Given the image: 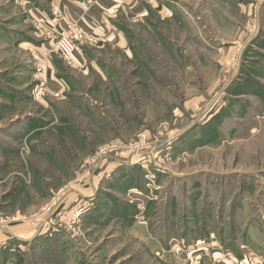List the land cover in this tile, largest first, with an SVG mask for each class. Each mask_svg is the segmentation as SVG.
Listing matches in <instances>:
<instances>
[{
    "label": "rangeland",
    "instance_id": "374dc122",
    "mask_svg": "<svg viewBox=\"0 0 264 264\" xmlns=\"http://www.w3.org/2000/svg\"><path fill=\"white\" fill-rule=\"evenodd\" d=\"M153 1L166 13H151L145 26L127 29L123 52L89 54L93 63L83 67L79 55L73 65L57 58L67 88L58 100L43 107V91L33 89L26 100L3 98L10 111L0 112V123L27 113L52 123L57 139L47 140L62 160L30 162L47 193L34 189L28 162L0 177V203L11 188L20 191L10 212L0 214V230L22 225L27 231L19 233L27 237L35 231L11 243L7 263L189 264L203 248L258 264L264 252V31L258 23L264 0ZM19 5L0 0V25L31 32L32 19ZM13 53L11 71L23 59ZM31 149L22 143L19 152L30 159ZM114 159L135 170L149 163L151 182L130 191L140 200L126 201L138 205L135 219H148L153 242L119 226L113 212L98 225L94 208L84 225L68 219L69 207L56 206L58 196L89 180L104 186L121 168ZM242 250L251 256L238 257Z\"/></svg>",
    "mask_w": 264,
    "mask_h": 264
},
{
    "label": "crops",
    "instance_id": "0c3cea01",
    "mask_svg": "<svg viewBox=\"0 0 264 264\" xmlns=\"http://www.w3.org/2000/svg\"><path fill=\"white\" fill-rule=\"evenodd\" d=\"M16 1L21 4L19 5V8H21L22 14L31 19H36L41 15L49 13L50 6H57L65 12V15L67 16L66 19L78 20L79 25L84 31L93 33L99 39V42L96 45H86L82 47L79 57L76 59L77 63L80 64V67L93 63V59L90 58L89 54H95L96 52L106 49L111 51L119 50L122 52L128 49L129 42L127 40V29L131 30L133 25L145 26V24L148 23V19L151 17V13L157 12L158 15H161L165 12L163 9H159V5H156L153 0H98V6L92 8L81 17V11L76 7L75 3L77 0H45L46 3L49 2L47 5L41 4L44 0H15V2ZM260 14L258 15V23L264 31V12ZM21 20L24 24L26 23L22 18ZM16 28L18 29L19 26H14L9 22L0 25V112L4 111V109H7V112L10 111L9 106L8 108L6 107L7 104L3 101V98L10 101L11 94H16L18 99L23 100L29 99L33 96L31 93L35 84L31 65V54L33 53H39L45 57L44 101L42 99L44 104L43 107H47L49 102L58 100V95H62L67 89L65 88L66 86L64 83L65 77L59 73L57 68L56 60L58 57L51 52L48 43L45 42V40L38 35L33 28V30L28 33H24L21 30L19 31ZM11 50H13L14 56L23 58L18 59L20 61L16 65L17 69L13 71L8 68L10 63V60L8 59L10 58ZM51 53L53 56L50 55ZM259 55L264 58V51L263 53H259ZM22 115L24 116L20 117V119L15 116L12 119L9 118L3 124L0 123V177H3L10 171V169L16 167L18 169L20 168V170L23 168L25 169V167H27L26 162H28V168L30 167L28 171L31 172L29 173L35 179L33 183L34 189L39 193H47L46 189H42V185H40L37 180L41 175V171L31 165L30 162L47 161L55 164L62 162L60 158L56 157L57 152L51 149L52 140H47L51 137L57 139V135L52 132V123L39 121L36 117L28 113ZM47 142L50 143L48 144ZM22 143H26L32 148L30 159H27L28 155H21V152H19V147ZM48 145L49 150L47 152L46 147ZM140 156H147L148 158V155ZM145 159L146 158L143 157L139 161H144ZM113 161L117 162V166H119L117 168H121L119 170H113V172H116L112 179L109 180L110 182L107 181L102 187H95L89 180L87 181L88 186L83 185L80 191H71L69 196L64 197L66 191L64 192L65 194H58L60 196H58L57 201L59 202L62 200V202H59L58 205L55 204L56 206H60L62 205L61 203H63V209L64 206L69 207V211L66 213L68 219H71L76 223L82 221V224L84 225L87 223L85 221L86 218H89V212L91 213V210L94 208H96L94 217L95 219H98V225H100L99 222L101 219L111 218L112 216H110L109 212H113V215L117 214L114 218L118 219L117 222L119 226L129 225L131 231L136 230V236L137 231L142 232V234L139 233L141 235V240L145 242H153L154 238L151 237L147 228L149 222L148 219L144 221L141 220V218L139 219L138 216L135 219V216L137 215L136 209L139 207L138 205L136 207V203L126 201L128 199L127 196H130L129 198L133 197V202L140 200L138 195H131L130 191L140 188L144 181L148 183L151 182L149 176L147 179L145 178L147 173H149L147 170V165L149 163H142V169L144 168V170H146L144 172V170L139 168L135 170L128 167V162L126 160L114 159ZM58 169L63 170L60 167L54 168L55 171H58ZM52 175H54V173ZM58 175L59 174L55 173L54 177H59ZM111 181H114L117 185H111ZM64 189H67V187ZM56 191V193H59L58 190ZM19 193V188H11V191L7 193L5 199L0 203V214H8L10 212L11 200L16 199ZM50 193L53 192L51 191ZM17 209H19V207ZM119 209L120 211L118 213ZM17 215H20V212ZM21 226L22 225H15L14 227H5L0 230V248L3 249L0 250L2 251L0 256L2 257L4 264H9V262L7 263L6 261L5 256L7 253L5 250H8V253L13 251L11 250L12 242H25L29 236H34L35 231L28 234V237L27 235H23L27 233H19L27 231L24 226ZM161 239L162 238L160 237L157 240L161 241ZM155 246L157 248L159 247L158 245ZM196 250L200 251L203 250V248ZM219 250L221 249L218 248V251ZM203 251L205 255L202 259V264H213L215 257L219 258L222 256L225 257L226 255H234L231 251L225 250V253L222 251L219 254L218 252L214 253L213 258L212 253H208L206 250ZM239 253L240 255L238 257L245 255L251 256L244 250L241 252L239 251ZM263 254L264 252H261L262 256L257 260L258 264H264ZM10 257L11 256L8 254V261Z\"/></svg>",
    "mask_w": 264,
    "mask_h": 264
},
{
    "label": "built area",
    "instance_id": "2783aa9c",
    "mask_svg": "<svg viewBox=\"0 0 264 264\" xmlns=\"http://www.w3.org/2000/svg\"><path fill=\"white\" fill-rule=\"evenodd\" d=\"M76 7L81 11L83 17L89 10L98 6V0H77ZM65 12L54 6L50 9V15L32 19V26L36 33L48 43L50 50L62 62L73 65L77 55L80 54L83 46H93L99 39L91 32L84 31L78 20H68ZM45 57L39 53L31 54V65L35 86L33 91H43L45 87ZM80 65V64H79ZM3 220L0 218V225ZM201 251V252H200ZM195 250L189 264H202V254L204 251ZM197 253V254H196ZM205 254V253H204ZM213 264H256L251 259H238L231 255L214 258Z\"/></svg>",
    "mask_w": 264,
    "mask_h": 264
}]
</instances>
